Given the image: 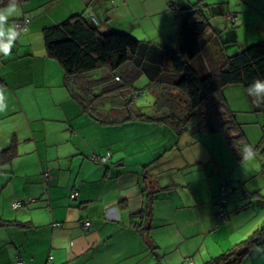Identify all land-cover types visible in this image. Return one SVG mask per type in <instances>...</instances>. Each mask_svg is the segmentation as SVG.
I'll list each match as a JSON object with an SVG mask.
<instances>
[{
	"label": "crops",
	"instance_id": "1",
	"mask_svg": "<svg viewBox=\"0 0 264 264\" xmlns=\"http://www.w3.org/2000/svg\"><path fill=\"white\" fill-rule=\"evenodd\" d=\"M173 1L17 0L21 14L9 24L28 22L17 31L11 55H0V152L11 145L17 150L0 167V264H205L230 252L263 221L258 175L241 168L253 152L238 157L221 132H178L153 118L159 113L154 107L152 120L121 122L127 113L117 106L115 121L104 122L69 92L63 67L47 51L44 29L74 15H84L100 32L123 27L141 40L177 47L181 21ZM199 1L210 23L193 62L200 72L264 39V0L175 3L184 9ZM8 3L0 0V8ZM233 86L243 87L224 88L228 106L243 125L242 109L256 113L254 136L260 137L264 105L257 107L238 88L231 96ZM243 101L249 105L241 106ZM245 129L240 150L249 140ZM108 153L105 162L91 159ZM225 181L230 203L223 221L217 204ZM17 200L23 202L19 209L12 206ZM143 210L145 223L135 218ZM231 261L264 264V242Z\"/></svg>",
	"mask_w": 264,
	"mask_h": 264
},
{
	"label": "trees",
	"instance_id": "2",
	"mask_svg": "<svg viewBox=\"0 0 264 264\" xmlns=\"http://www.w3.org/2000/svg\"><path fill=\"white\" fill-rule=\"evenodd\" d=\"M175 2L178 3V0ZM175 2L171 3V7L181 21L177 47L139 40L125 31L100 32L82 15H74L59 25L44 29L47 51L63 67L64 84L69 92L80 100L86 111L100 119L104 117V122L115 121L111 112L115 111L117 106L122 107L119 111L124 110L127 113L121 115V122L132 119L152 120V115L144 111L143 106L135 105V95H130L134 83L129 84L139 76H146L151 92L156 88L155 92H152L157 99L154 110L159 113L169 111V114L158 119L159 122L169 123L178 132H193V129L194 133L221 132L227 137L238 157H242L239 151L245 139L243 124L239 122L236 112L228 106L223 90L228 85L239 84L243 85L246 91L255 79L264 80V39L228 56L215 70L200 72L193 62L203 47L201 36L210 28L208 18L200 8L203 3L199 1L183 9ZM24 23L26 22H16V30L21 32ZM127 66H130L132 72L130 76L123 74ZM99 72L101 78L98 77ZM121 78L124 83L119 82ZM124 84L129 87L130 94L122 101L118 99V95L122 93L120 87ZM99 85L104 87L101 93L96 90ZM106 101L113 104L110 110L107 108V114L102 111V107H107ZM16 155L15 145L2 150L0 167L12 162ZM43 175L47 180L50 171L46 170ZM222 199L220 195L217 209L219 206L224 207L225 220L218 217L226 221L228 191L227 201L222 202ZM20 202L23 205V202ZM147 214L148 212L143 210L135 215V218H140L141 223H145ZM141 223L136 225L144 233L145 227L142 228ZM263 229L264 227L255 231L253 236L235 245L230 252L205 264H233L231 257L246 254L249 248L244 246L256 241L257 235Z\"/></svg>",
	"mask_w": 264,
	"mask_h": 264
},
{
	"label": "rangeland",
	"instance_id": "3",
	"mask_svg": "<svg viewBox=\"0 0 264 264\" xmlns=\"http://www.w3.org/2000/svg\"><path fill=\"white\" fill-rule=\"evenodd\" d=\"M82 16L85 17L84 15H82ZM115 30L124 31L123 27L116 28ZM139 40H141V39H139ZM220 45L223 47L222 43H220ZM231 47H234V46H231ZM227 51L231 52V54L234 52L232 48L231 49L227 48ZM130 73L132 74V72H130V66H127L125 71H123V74H124V76H130ZM98 77L99 78L102 77V75H100V72L98 74ZM119 82L124 83L125 81L121 78V81H119ZM119 84H122V83H119ZM131 84L134 85V87L132 88L133 89L132 93L131 94L129 93V87H125V84H124L122 87H120V91L122 93L121 94L119 93L118 99L119 100L121 99L122 101H124V99L127 98L128 94L135 95V96H133V97L137 98L135 100L136 102L134 101L135 105L143 106L142 109L144 111L150 113L153 110V107H155L157 104L156 96L153 94L155 92L156 88H153V90H152L153 93H152L150 85H149V80L147 79L146 76L137 77L136 81L133 80L132 83H130L129 85H131ZM237 88L240 89V90H238V93H241V91H242V93L244 95H247V93L244 91V87L233 86L232 91L228 90L229 92H231V96H236L234 93V91H235L234 89H237ZM228 89H230V88H228ZM96 90L98 93H101V92H103L104 87L102 85H99V87L96 88ZM228 91H226V94L228 93ZM130 95H129V99L131 98ZM106 104H107V108H109L108 110H110L112 105H113L112 102L106 101ZM116 104H118V103H116ZM247 105H249L248 102L243 101L241 103V106H247ZM241 108H245V107H241ZM242 110L243 111L240 112L239 115H240V118L243 119V120L241 119V121L245 123L243 125V129L246 128L245 130H247L250 133V135H248L249 140L247 143H245V145H248L251 147V150H252L251 152H253V154L248 156V160L244 162V165L241 166V168H244V166H245V168H247L251 171L252 175H254V176L258 175V177L255 179V183H258L260 186H262L261 188H263V191H261V192H262V194H264V141H263V143L261 142L262 140L260 141V139H262V137L264 136V133L261 131V136L258 138H257V136L256 137L254 136L257 134V131H256L257 125L255 123H252V122L255 121L253 119H254V117H256V113H254V112H251V113L246 112L245 113L246 109H242ZM260 125H262V124H260ZM243 141H245V139ZM221 159L224 163H227L226 165L228 167L231 166V164H232L231 160H229V159L226 160L225 157H222ZM241 168H239V170H238L239 173H241V171H242ZM229 203H230V196H229ZM227 206H229V204H227ZM262 227H264V219L257 227L252 228L251 234L248 235L244 240H248L251 236H253L255 234V231L258 230V228L260 229ZM263 237H264V229L257 235L256 241L249 242V244L245 245L244 247L250 248L251 246H254V245H260L261 241L264 242ZM242 241H240L239 243H241ZM239 243H237V244H239Z\"/></svg>",
	"mask_w": 264,
	"mask_h": 264
},
{
	"label": "clouds",
	"instance_id": "4",
	"mask_svg": "<svg viewBox=\"0 0 264 264\" xmlns=\"http://www.w3.org/2000/svg\"><path fill=\"white\" fill-rule=\"evenodd\" d=\"M21 9L18 6L17 0H9L6 7L0 8V55L5 57L11 55L12 48L18 38V33L14 24H9L12 17L19 16ZM248 96L252 97V102L257 106L264 105V100L257 99L264 97V80L255 79L247 89ZM241 153L247 158L251 154V147L244 145L240 150Z\"/></svg>",
	"mask_w": 264,
	"mask_h": 264
},
{
	"label": "built area",
	"instance_id": "5",
	"mask_svg": "<svg viewBox=\"0 0 264 264\" xmlns=\"http://www.w3.org/2000/svg\"><path fill=\"white\" fill-rule=\"evenodd\" d=\"M93 20H94L95 23H97V19L95 17L93 18ZM27 22H28V20L26 21V23H24V26H26ZM18 27H20V25H18ZM110 156H111L110 153H108L105 156H100V155L94 154V155H92L91 159H93L94 161L105 162V161H107L110 158ZM46 175H48V174H46ZM226 183H227L226 181L223 183L222 190H221V195L223 197L222 202H225L226 196H227ZM77 196H78V191L77 190H73L72 193H71V197L73 199H76ZM21 205H22V203L20 201H18V200L17 201H14L12 203V206L14 208H19V207H21ZM218 216L221 217L223 220H225L224 207L223 206H219ZM90 225H91V222L90 221H87V222L84 223V226L85 227H89ZM17 264H25V263L23 261H19V262H17Z\"/></svg>",
	"mask_w": 264,
	"mask_h": 264
},
{
	"label": "water",
	"instance_id": "6",
	"mask_svg": "<svg viewBox=\"0 0 264 264\" xmlns=\"http://www.w3.org/2000/svg\"><path fill=\"white\" fill-rule=\"evenodd\" d=\"M167 114H169V111L164 112V113H159V114H157L156 116H153V118H155V119H159V118H161V117H164V116L167 115Z\"/></svg>",
	"mask_w": 264,
	"mask_h": 264
}]
</instances>
